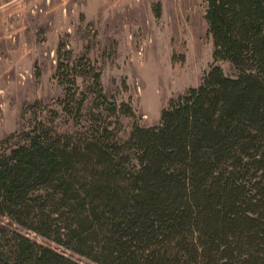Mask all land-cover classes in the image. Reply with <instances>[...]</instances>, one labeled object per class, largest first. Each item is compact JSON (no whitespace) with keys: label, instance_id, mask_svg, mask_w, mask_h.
Masks as SVG:
<instances>
[{"label":"trees","instance_id":"16d2710c","mask_svg":"<svg viewBox=\"0 0 264 264\" xmlns=\"http://www.w3.org/2000/svg\"><path fill=\"white\" fill-rule=\"evenodd\" d=\"M203 5L212 61L149 126L58 40L60 94L0 139V216L93 264H264V0ZM0 264L82 263L0 223Z\"/></svg>","mask_w":264,"mask_h":264},{"label":"rangeland","instance_id":"374dc122","mask_svg":"<svg viewBox=\"0 0 264 264\" xmlns=\"http://www.w3.org/2000/svg\"><path fill=\"white\" fill-rule=\"evenodd\" d=\"M56 2L52 12L45 1H0V139L18 128L24 103L60 94L52 79L58 40L74 54L85 50L101 69L104 88L130 96L140 123L148 126L157 123L170 97L199 83L212 61L203 0ZM0 223L93 264L5 217Z\"/></svg>","mask_w":264,"mask_h":264},{"label":"crops","instance_id":"0c3cea01","mask_svg":"<svg viewBox=\"0 0 264 264\" xmlns=\"http://www.w3.org/2000/svg\"><path fill=\"white\" fill-rule=\"evenodd\" d=\"M0 1H45L46 5L51 4L53 6V10H52L53 12L60 5V4L58 5L57 3L59 2L56 1H119V0H0ZM120 1H125V0H120Z\"/></svg>","mask_w":264,"mask_h":264}]
</instances>
